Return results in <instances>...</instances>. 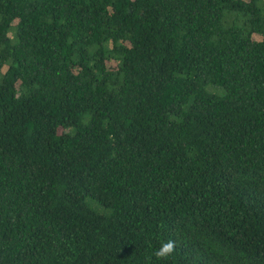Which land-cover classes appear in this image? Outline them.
I'll return each mask as SVG.
<instances>
[{
  "label": "trees",
  "instance_id": "1",
  "mask_svg": "<svg viewBox=\"0 0 264 264\" xmlns=\"http://www.w3.org/2000/svg\"><path fill=\"white\" fill-rule=\"evenodd\" d=\"M0 264H264V0H0Z\"/></svg>",
  "mask_w": 264,
  "mask_h": 264
},
{
  "label": "clouds",
  "instance_id": "2",
  "mask_svg": "<svg viewBox=\"0 0 264 264\" xmlns=\"http://www.w3.org/2000/svg\"><path fill=\"white\" fill-rule=\"evenodd\" d=\"M175 241L172 239L162 241L160 246L154 250V255L157 259H166L175 250Z\"/></svg>",
  "mask_w": 264,
  "mask_h": 264
}]
</instances>
